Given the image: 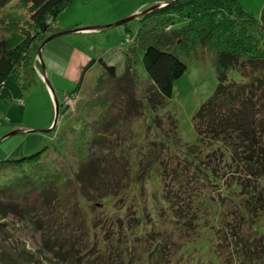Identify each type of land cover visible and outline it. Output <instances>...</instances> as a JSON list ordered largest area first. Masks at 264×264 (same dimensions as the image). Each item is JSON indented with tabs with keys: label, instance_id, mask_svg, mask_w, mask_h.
Returning a JSON list of instances; mask_svg holds the SVG:
<instances>
[{
	"label": "trees",
	"instance_id": "1",
	"mask_svg": "<svg viewBox=\"0 0 264 264\" xmlns=\"http://www.w3.org/2000/svg\"><path fill=\"white\" fill-rule=\"evenodd\" d=\"M10 1L0 0V10ZM25 1L31 3V31L27 35L0 38V100L21 97L23 91L31 87L36 72V60L32 56L39 49L38 42L42 40L43 43L46 39L43 35L52 30L59 15L75 0ZM167 2L163 6H160L162 3L153 5L141 13L135 36L129 29L127 35L134 42L126 50L121 76L115 65L100 57L98 61L103 72L98 78L96 92L101 93L103 84L110 82V85L102 89L97 102L108 104L115 94L119 99L126 97L123 99L124 115L117 110L110 109V112L113 117L121 115L132 124L145 115L147 107L156 112L166 98L172 97L175 81L188 70V64L180 55H197L199 52L203 58L212 55L218 84L193 117L197 142H182L176 117L174 119L168 113L161 118L154 115L152 125L160 127V139L152 135L148 126L149 141L145 145L146 151L139 154L138 162L129 159L121 166H111L107 159L114 163L118 157L128 154L112 150L113 146H90L75 173L78 186L73 201L70 198L62 201L55 196L60 172L56 167L51 170L43 159L48 146L21 158L1 160L0 179L4 180L0 184V200L10 201L0 202V232L5 226L1 220L8 213L25 220L30 219L28 214L38 213L37 208L31 210L30 206H20L13 196L16 193L25 196L26 192H35L41 195L43 203L56 197L54 200L58 204L63 202L65 209V204L68 208L73 207L74 217L80 219L77 214L84 199L99 195L104 201V205L97 203L100 208L105 207V202L120 203V198L127 196L129 190L141 182L138 175L143 174V170L150 173L155 165L162 183L169 177L168 184L179 187L180 192L175 198L164 197L168 206L165 208L160 203L158 222L151 216L148 222L130 209L132 215L127 222L117 215L118 222L112 221L114 225L108 236L97 234L94 242L93 238H87L91 233L86 232V226L80 224L81 227L72 229L71 233L81 235L86 242L83 252L79 242H67L66 239L59 242L51 229L44 232L42 250L53 255L47 258L50 264H172L173 246L182 247L183 260L193 253L191 264H198V260H204L202 252L205 250L188 252L189 244L177 245L178 242L157 225L166 224L169 230L177 227L192 236L202 233L204 220L213 234L219 236L220 244L214 247L227 250L224 258L214 254L215 259L219 257V263L210 256L214 264H264V5L260 19H257L240 0ZM177 13L186 21L169 31L167 26H175ZM139 50L143 51V64L149 75L146 84L140 83L135 69ZM96 62V59L91 60L84 73ZM37 63L43 68V60ZM232 71H238L245 79L235 80L230 76ZM84 73L73 92L75 95H78ZM60 110L62 113V108ZM131 131L129 126L126 132ZM101 139L99 137L97 141ZM127 140L128 136L116 135L111 143L118 147ZM126 145L130 150L131 145ZM144 226H151L149 236L142 232ZM116 230L118 234L111 235ZM200 237L203 239V235ZM12 249L15 248L3 249L0 253L4 264H28L18 260ZM34 259L41 263L40 258Z\"/></svg>",
	"mask_w": 264,
	"mask_h": 264
},
{
	"label": "rangeland",
	"instance_id": "2",
	"mask_svg": "<svg viewBox=\"0 0 264 264\" xmlns=\"http://www.w3.org/2000/svg\"><path fill=\"white\" fill-rule=\"evenodd\" d=\"M167 1L172 0H75L72 5L64 10L59 15L52 30L43 35V39L60 31L109 25L135 14L137 17L115 27L94 30L100 33H84L91 31L90 29L58 36L45 45L42 50V59L37 54L39 49H36L32 56L36 60V72L31 87L24 90L21 97H6L0 100V161L21 158L48 146V153L43 155V159L48 162L51 170L56 167L60 172L59 189L56 190L55 196L62 201H66L68 198L73 201L76 200L74 195L76 193L75 188L78 186L75 173L82 164L83 155L88 152L90 146L101 148L113 146L112 150L116 149L128 154L129 157L122 155L114 163L107 159L106 162L111 163V166H121L127 163L129 159L131 162H138L140 160L139 154L142 155L146 151L145 145L149 141L147 138L148 126L151 127L152 135L155 134L160 139V127L157 124L152 125L154 115H159L161 118L165 113H168L174 119L176 117L179 126L178 135L182 142L196 143L198 135L193 117L198 107L215 91L218 84L215 60L212 55L204 56V58L201 52L197 54L199 56L195 53L180 55L188 64V70L175 81L172 97L166 98L156 112L147 107L145 115L141 119L133 121L132 124H128V120L121 115L113 117L114 114L110 112V109L117 110L124 115L123 99L126 97L119 99L118 95L115 94L111 96L108 104L97 102L101 98L102 89L108 88L110 85V82L105 83L103 86L101 85V93L96 92L98 78L103 72V67L98 61L100 57L104 58L107 63L115 65L118 75L121 76L125 69L126 50L134 42H132L130 35H127L129 29L131 30L130 33L135 36L140 26L141 13L156 4L163 3L160 5L163 6L164 2ZM240 1L247 11L260 19L264 0ZM30 6L31 3L25 0H11L0 10V38L11 35H27L31 31L32 11ZM174 20V27L167 26L169 31L181 27L186 21L184 16L178 13L174 16ZM41 44L42 40L38 42V47ZM93 59H96L97 62L84 73L85 68ZM38 60L39 62L43 60L44 69L37 63ZM135 69L140 83L146 84L149 75L143 64V51L139 50L137 53ZM83 73V82L77 92L78 95H75L73 92L77 88ZM230 76L237 81L245 79L238 71H232ZM46 79H48L59 100L60 109L62 108L58 125L54 130L50 129L56 116L55 101L47 86ZM94 92L96 93L94 94ZM144 105L147 104L144 102ZM129 126L132 131L128 133L126 129ZM15 130H22L23 132L8 136ZM116 135L128 136L125 143L131 145V149L129 150L125 143L118 147H116L118 144L111 143L115 140ZM99 137L103 139L97 141ZM116 140L119 142L120 139L117 138ZM142 148L144 149L141 150ZM110 165L107 164V168ZM156 166L150 170V173L143 170L144 173L138 175L137 179L141 182L134 185L127 196L121 197L120 203L109 201L105 202L104 208H100L97 203L103 202L104 205V201L100 199L99 195L96 194L89 199H84L85 202L82 201L81 204L82 209L77 214L80 219L74 217L76 213H73V207L72 209L68 208V204H65L67 206L65 209L63 202L58 204L57 200H54L56 197L50 199L48 203H43L41 195L35 192H26L25 196L18 193L13 194L20 206H30L31 210L37 208L38 213L35 215L28 214L29 220L8 213L7 217L1 220L5 226H3L4 231L0 232V253L3 249L15 248L11 251L20 261L38 264V261L34 259L38 257L42 264H50L47 258L53 255L42 250L43 234L49 232L50 229L53 236H57L59 242L65 239L67 242H79L80 246L83 247L82 251L85 249L86 242L82 237L80 238L81 235L78 234L77 236L71 233L72 229H79L80 224L86 226V232L91 233L87 238L90 237V240L93 238L92 241L94 242V236L97 234L103 237L108 236L112 230L111 225H114L112 221L118 222L117 215L123 217V222H127V218L132 215V212L144 220H148V222H150L149 216L158 222L160 203L166 208L168 203L165 196L175 198L180 191L179 187L168 184L170 183L169 177L167 181L162 183L157 172L158 166ZM135 174L132 175V180L135 178ZM3 180L4 178L0 179V184ZM66 181L68 183H64ZM4 201L10 200H0V202ZM68 209L70 210L69 213H67ZM82 217L87 220H82ZM205 225L207 223L204 220L201 225L204 233L202 231L201 234L198 232L192 236L190 233L177 229V227L169 230L166 224L164 226L158 224L157 228L161 227L166 230L170 238L178 242L177 245L189 244L188 252L198 249L199 251L205 250L202 252L204 260H198V264H207L206 262L214 264L211 261V259H215L214 254L223 257L226 249L214 247L220 244L219 236L213 234L210 225ZM150 231H152L151 226H144L142 232H146V236H149ZM116 234H118L117 230L111 235ZM179 234H182V237ZM200 235H203V239ZM221 246L225 247L223 244ZM181 248L172 247V251L176 252L171 253L174 262L172 264H191L194 260V254L190 252L188 258L183 260ZM211 255L212 258L209 259ZM215 261L219 263V257ZM0 264L4 263L0 260Z\"/></svg>",
	"mask_w": 264,
	"mask_h": 264
},
{
	"label": "water",
	"instance_id": "3",
	"mask_svg": "<svg viewBox=\"0 0 264 264\" xmlns=\"http://www.w3.org/2000/svg\"><path fill=\"white\" fill-rule=\"evenodd\" d=\"M164 3H165V4H168L169 2H164ZM147 10H150V9H147ZM147 10H146V11H147ZM135 17H137V14H135V15H133V16H130V17H128V18H125L124 20H120V21H118V22H116V23L109 24V25L92 26V27H90V28L88 27V28L72 29V30H68V31H60V32H57V33H55V34H53V35L47 37V38L43 41V43H42L41 46L39 47L38 55H39L40 59H42V50H43V48L45 47V45H46L49 41H51L52 39H54V38H56V37H58V36H61V35L67 34V33H73V32L83 31V30H90V29H91V30H92V29H93V30H100V29H105V28H107V27H115V26L120 25V24H123V23H125V22H127V21H129V20H131V19H133V18H135ZM44 68H45V67H44V64H43V69H44ZM46 83H47V86H48L49 89H50V93L52 94V96H53V98H54V101H55V111H56L55 115H56V116H55V120H54V122H53V125L51 126V129H50V130H53L54 128L57 127L58 122H59V118H60V105H59V100L57 99L54 90H53L52 87L50 86L48 79H46ZM50 130H48V131H50ZM22 132H23L22 130H15V131H12L8 136H10V135H14V134H17V133H22ZM44 132H47V131L44 130Z\"/></svg>",
	"mask_w": 264,
	"mask_h": 264
},
{
	"label": "crops",
	"instance_id": "4",
	"mask_svg": "<svg viewBox=\"0 0 264 264\" xmlns=\"http://www.w3.org/2000/svg\"><path fill=\"white\" fill-rule=\"evenodd\" d=\"M82 33V32H81ZM84 33H91V34H93V33H100V32H98V31H94V30H91V31H89V32H84ZM58 56V55H57Z\"/></svg>",
	"mask_w": 264,
	"mask_h": 264
},
{
	"label": "clouds",
	"instance_id": "5",
	"mask_svg": "<svg viewBox=\"0 0 264 264\" xmlns=\"http://www.w3.org/2000/svg\"><path fill=\"white\" fill-rule=\"evenodd\" d=\"M163 4V3H162Z\"/></svg>",
	"mask_w": 264,
	"mask_h": 264
}]
</instances>
